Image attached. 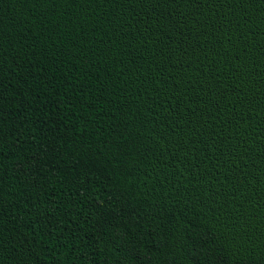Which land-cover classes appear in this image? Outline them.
Here are the masks:
<instances>
[{
	"label": "trees",
	"instance_id": "16d2710c",
	"mask_svg": "<svg viewBox=\"0 0 264 264\" xmlns=\"http://www.w3.org/2000/svg\"><path fill=\"white\" fill-rule=\"evenodd\" d=\"M0 264H264V0H0Z\"/></svg>",
	"mask_w": 264,
	"mask_h": 264
}]
</instances>
